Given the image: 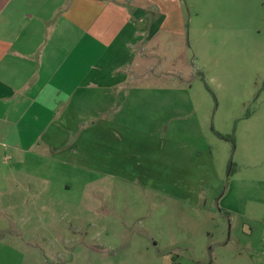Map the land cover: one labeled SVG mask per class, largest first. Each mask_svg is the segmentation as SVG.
<instances>
[{
  "label": "rangeland",
  "instance_id": "374dc122",
  "mask_svg": "<svg viewBox=\"0 0 264 264\" xmlns=\"http://www.w3.org/2000/svg\"><path fill=\"white\" fill-rule=\"evenodd\" d=\"M174 6L166 12L179 30L154 29L148 44L163 71L155 60L154 76L136 79L135 101L120 110L129 116L117 146L88 139L85 171L37 144L17 160L0 141V264L239 261L241 220L220 201L231 171L256 177L264 0ZM86 109L98 115L100 107ZM205 145L209 158L198 150ZM247 161L254 166H241Z\"/></svg>",
  "mask_w": 264,
  "mask_h": 264
},
{
  "label": "crops",
  "instance_id": "0c3cea01",
  "mask_svg": "<svg viewBox=\"0 0 264 264\" xmlns=\"http://www.w3.org/2000/svg\"><path fill=\"white\" fill-rule=\"evenodd\" d=\"M177 3L0 0V141L10 156L23 160L37 144L50 158L85 171L89 138L101 144L116 140L117 146L120 120L129 116L120 110L135 101L136 79L154 76L155 60L163 71L162 58L149 53L148 44L154 29L173 33L179 27L166 12ZM90 105L100 107L98 115L86 111ZM263 128L264 123L256 136V177L231 171L220 201L229 217L241 220L236 264H264ZM198 150L211 155L207 145Z\"/></svg>",
  "mask_w": 264,
  "mask_h": 264
}]
</instances>
